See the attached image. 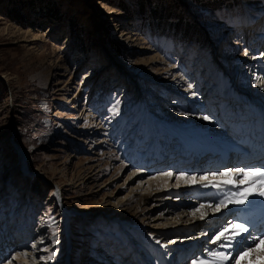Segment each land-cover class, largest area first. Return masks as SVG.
Wrapping results in <instances>:
<instances>
[{
  "label": "rangeland",
  "instance_id": "374dc122",
  "mask_svg": "<svg viewBox=\"0 0 264 264\" xmlns=\"http://www.w3.org/2000/svg\"><path fill=\"white\" fill-rule=\"evenodd\" d=\"M248 14L263 16L264 0H0V264L16 247L36 251L35 264H133L103 248L112 222L160 232L145 219L157 211L150 201L119 214L100 206L127 193L118 185L155 147H179L154 138L144 110L211 119L222 104L263 123L236 89L254 87L253 72L240 73L259 48ZM63 206L80 210L68 229ZM170 236L159 239L166 250L182 241Z\"/></svg>",
  "mask_w": 264,
  "mask_h": 264
},
{
  "label": "bare ground",
  "instance_id": "6f19581e",
  "mask_svg": "<svg viewBox=\"0 0 264 264\" xmlns=\"http://www.w3.org/2000/svg\"><path fill=\"white\" fill-rule=\"evenodd\" d=\"M248 16L246 38L250 41L255 40V46H259V48L254 56L245 59L240 73L243 75L253 72L251 81H253L254 87L250 91H244L241 87L236 89L260 107L254 112L258 116L261 115L263 123L257 125L256 119L253 118L239 121L240 116L230 115L222 104L218 109L212 110L211 119H205L207 114L197 111L196 116L185 117L184 121L171 120L168 118L169 116L156 117L145 109L142 120L152 127L154 138H159L163 134L167 137L168 142L171 141L170 138H174L179 145L178 150L175 151L169 146L162 150L155 147L156 153L152 157H146L148 160L146 159L145 162L149 163L144 164L142 168L136 165L131 167L126 172L123 182L118 185L121 188H128L127 193L113 204L110 202L112 206L104 205L100 208L101 211L106 210L107 215L119 214L124 209L126 210L127 204L139 208L150 201V206H153L157 212L155 215L147 213L146 222L152 224L155 230L163 228V231H149L143 225H134L131 221L118 222L116 217L112 222L114 235L103 243V248L115 245L121 253H124L123 257H127L133 264H171L175 258L178 260L177 264H192L194 259L207 258L209 250L224 252L235 257L238 251L253 243L251 239H248V241L251 240L249 242L242 240L240 245L232 248H218L217 244H213L212 240L218 232L231 223L245 222L253 229L251 234L254 236H260L263 233V226L256 224L258 216L253 206L255 200L261 197L252 196L249 197L251 203L228 204L221 206L219 211H216L220 200L226 199L239 189L231 185L224 186L222 189L204 187V184L209 181L200 179L202 176L212 177L220 172L234 171L239 168H264V15L258 18L249 14ZM254 19L255 21H253ZM226 58L230 59L231 57L225 54L222 59ZM225 95L220 94V98H228ZM218 142H223L236 152L242 149L244 152L251 151L255 154L249 158L241 156L235 160H225L217 166L204 165L205 157L200 158L203 150L215 146ZM192 147L195 149V155L190 152ZM161 165L166 168L161 169ZM121 167L124 168V166ZM169 172L172 173L171 177L167 175ZM93 175L95 176L97 173ZM191 177H196V180H191ZM247 179L251 180L252 177ZM243 187H247V184L240 185L241 189ZM125 196L129 199L123 204ZM168 200L172 203H167ZM201 205L204 207L202 208ZM75 211L79 212L80 210L68 209L63 206L61 219L66 223V229L69 228L72 212ZM202 214H204L203 218H201ZM14 228L16 226L12 230ZM44 229L34 230L33 234L40 236ZM152 235L156 238H151ZM167 235H171L168 241H175L177 237L182 238V241H175V244L166 250L160 243H157V240ZM207 236L210 237V243L197 245V242ZM218 243H223V241ZM31 244L39 246L40 239H33ZM185 248L189 249L181 257L180 254ZM16 249L17 252L13 253L5 264H35L36 251L24 248L19 252L20 249L18 247ZM25 257L28 262L23 261ZM227 264H232V261L229 260ZM241 264H247V262L241 261Z\"/></svg>",
  "mask_w": 264,
  "mask_h": 264
},
{
  "label": "snow or ice",
  "instance_id": "6c2138e0",
  "mask_svg": "<svg viewBox=\"0 0 264 264\" xmlns=\"http://www.w3.org/2000/svg\"><path fill=\"white\" fill-rule=\"evenodd\" d=\"M204 118L207 119V117ZM167 175L171 177L172 173L169 172ZM250 176L252 179H247ZM237 177L240 179L237 180ZM177 179H180V177H177ZM190 179L195 181L196 177H191ZM200 179L209 181L204 184V187L222 189L224 186L231 185L239 189L226 199L220 200L216 206V211H219L221 206H227L228 204L243 205L245 203H251L249 197L252 196L264 198V168H239L234 171L220 172L218 175H213L212 177L202 176ZM244 184H247V187L241 189L240 185ZM201 207L203 208L204 205H201ZM208 207H211V205H208ZM203 215L201 218H203ZM250 227L245 222L231 223L219 231L212 240V243L217 244L218 248H232L240 245L242 240L247 241L251 239L253 243L238 251L235 257L224 252L209 250L207 258L200 260L194 259L192 264H227L229 260L232 261V264H241V261H246L247 264H264V233L260 236H254L250 232ZM238 237L241 239L238 240ZM220 241H223V243H218ZM157 243H159V240H157Z\"/></svg>",
  "mask_w": 264,
  "mask_h": 264
}]
</instances>
